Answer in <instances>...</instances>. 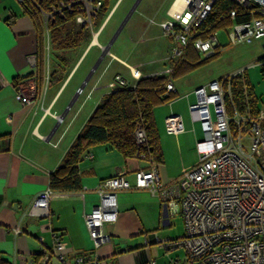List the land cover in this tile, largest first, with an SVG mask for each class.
I'll return each instance as SVG.
<instances>
[{"label": "crops", "instance_id": "crops-1", "mask_svg": "<svg viewBox=\"0 0 264 264\" xmlns=\"http://www.w3.org/2000/svg\"><path fill=\"white\" fill-rule=\"evenodd\" d=\"M112 1L114 0L107 1L106 10ZM122 1L115 0L108 12L111 14ZM135 2L137 0H129L126 11L130 6L132 8ZM186 2L187 0H138L135 9L123 20L122 27L130 18L137 15L134 24L139 23L137 29L140 30L141 38L150 32L152 35H161L164 39L172 41L163 34L160 25L175 17ZM37 18L17 0H0V259L6 264H29L38 255L36 238L42 237L43 244L50 248L53 244L52 233L59 232L66 242L68 264H72L77 256L83 255L98 258L100 264H145L150 259L153 260V264H166L171 260L182 262L185 257L184 251L177 249L166 252L158 244L161 239H177L183 236L185 230L180 211L170 214L164 204L147 189L136 188L135 172L141 170L150 173V166L146 161L124 157L108 144L96 145L82 155L77 164L79 189L53 191L49 200L50 217L39 218L29 214L33 200L48 186L50 174L60 165L64 154L93 109L111 92L110 89H103L104 87L92 86L90 91L94 93L92 98L94 101L89 111L83 114L82 121L63 139L55 138L60 123H64V118L60 122L57 121L52 129L51 127L57 120L56 117L65 112L60 115L61 107L70 98V102H76L79 95L84 93L78 86L85 73L77 77L76 74L85 52L75 62L67 59L62 63L61 59H58L59 61L56 59L55 70L49 72L50 69L46 66V45L49 46L50 42L46 43ZM105 23L104 21L101 26ZM39 31L45 55V79L53 72H57L60 79L48 87L44 83L42 92L36 96L33 105L22 108L16 91L34 78L33 69H36L40 48ZM91 44H98L97 37L92 38ZM172 44L174 45L173 41ZM172 44L170 43L171 48ZM111 54L130 67L132 82L126 80L130 84L139 77L156 75L168 67L167 65L159 69H150V72H141L115 54ZM34 55L35 64L32 67L28 59ZM56 57L60 58L58 54ZM168 57L162 60L166 62ZM186 74L176 79L172 78L175 98L154 107L153 110L162 153L158 173L164 185L176 181L197 164L196 162L190 166H170L167 154L178 152L185 146L196 150V142L203 139L200 124L191 122L187 110L188 104L194 102V97L184 96L212 80L204 84H191L189 91L181 96L182 89L178 81ZM40 96L41 106L38 105ZM61 98L64 105L59 104ZM170 112L182 118L184 132L180 135H169L164 130V118ZM195 127L198 128V135L194 134ZM177 139L181 142H177ZM88 154L91 158L87 157ZM121 172L124 173L130 187L116 192V220L102 225V232L108 239L95 250L85 227L84 216L99 203V197L95 192L97 185ZM16 230L20 232L16 234ZM159 252L165 253V256L159 258ZM53 264L58 263L54 261Z\"/></svg>", "mask_w": 264, "mask_h": 264}, {"label": "built area", "instance_id": "built-area-1", "mask_svg": "<svg viewBox=\"0 0 264 264\" xmlns=\"http://www.w3.org/2000/svg\"><path fill=\"white\" fill-rule=\"evenodd\" d=\"M17 1L26 3V0ZM40 1L28 0L27 3L39 19L47 44L49 23L66 13L75 12V24L90 30L93 38L104 27L102 25L98 32L92 31L102 7L101 0H58L47 10L40 7ZM230 1L247 19L235 22L237 10L229 12L232 22L226 28L229 42L250 43L264 38V0ZM215 2L187 0L175 17L160 25L163 34L174 43L166 59L168 67L158 73L168 76L166 94L175 93L169 77L173 72L172 64L183 60L189 46L203 59L221 50L216 31L205 37L200 36V28ZM28 60L34 67L35 55ZM33 70L34 78L16 91L22 108L32 106L35 100L36 69ZM235 75H243V70ZM235 75L212 81L184 96L194 97V102L188 104V114L191 122L200 124L203 132V139L196 142L198 159L192 169L176 181L164 185L158 173L159 164L150 157L146 158L143 153L136 152L134 155V158L146 161L150 166V173L141 170L135 172L136 188L147 189L170 214L181 213L185 230L183 236L161 239L158 244L166 252L181 249L185 257L182 262L171 260L166 264H264V109L259 110L255 117L241 115L236 109H233L232 116L228 114L225 97L230 98L231 79ZM129 85L124 78L115 75L108 88L113 91ZM56 119L61 121L60 117ZM164 130L169 135L182 134L184 126L181 116L172 112L166 115ZM134 138L138 150L145 146L146 136L142 128L136 129ZM87 157L91 158L89 154ZM129 187L121 172L101 181L95 188L99 203L84 216L85 227L95 250L108 239L102 232V225L116 220V192ZM52 194L49 186L41 191L33 200L29 214L39 218L50 217L49 200ZM19 232L15 231L16 234ZM52 238L50 248L43 244L42 237L36 238L38 255L29 264H53L54 261L68 264L62 234L54 232ZM72 264H100V261L96 257L83 255L77 256ZM145 264H153V260Z\"/></svg>", "mask_w": 264, "mask_h": 264}, {"label": "trees", "instance_id": "trees-1", "mask_svg": "<svg viewBox=\"0 0 264 264\" xmlns=\"http://www.w3.org/2000/svg\"><path fill=\"white\" fill-rule=\"evenodd\" d=\"M57 1L41 0L39 5L43 10H47L49 6ZM107 1L101 0L102 7L95 21L103 16ZM27 2L28 0L22 5L31 15L37 17ZM233 9L238 12L235 22L247 19V16L244 18L241 10L232 1L216 0L207 20L200 28V36L205 37L220 28L226 29L229 27L232 22L228 14ZM74 17L75 12L66 13L62 18L55 17L54 21L48 25L49 42L61 52L75 44L70 38L71 32L77 27L82 28L75 24ZM38 38L40 48L36 60V96L41 94L44 83L48 87L60 79V75L57 72L49 74L45 79V55L42 49L43 42L40 31ZM212 57L204 59V61H208ZM60 59L62 63L65 62V58ZM198 59L197 52L193 47L189 46L183 60L172 64L173 72L169 77L172 79L188 73L201 63L198 62ZM260 63H264V58L261 59ZM261 66L262 74H264V64H261ZM167 79L168 76L158 74L139 77L133 84L129 83V86L117 88L104 96L93 109L84 126L67 149L60 165L50 174L48 186L51 190L71 191L79 189L80 182L77 175V164L88 149L99 144H108L124 157L134 158L136 152L143 153L146 158L150 157L153 161L160 164L162 162V153L153 110L154 107L175 98V93L166 94L165 92ZM225 101L226 110L231 116L233 115V109H236L241 115L249 114L252 117L257 116L259 112L257 99L248 84L245 74L235 75L231 79L230 98L226 96ZM262 108H264V105H262ZM139 127L144 130L146 144L138 150L135 145L134 134ZM0 264L6 263L0 259Z\"/></svg>", "mask_w": 264, "mask_h": 264}, {"label": "rangeland", "instance_id": "rangeland-1", "mask_svg": "<svg viewBox=\"0 0 264 264\" xmlns=\"http://www.w3.org/2000/svg\"><path fill=\"white\" fill-rule=\"evenodd\" d=\"M114 1L110 3L109 8L105 10L103 16L93 24L92 31L97 32L101 24L104 21L106 22L97 36L98 44H91L93 36L90 30L77 27L71 32L70 38L75 42L72 47L61 52L50 43L46 51V66L50 69L49 72L55 70L57 66L56 59H72V62H75L82 53L85 52L76 74L77 77L85 73L78 87L88 78L81 89V92L84 90V93L79 95L77 101L73 102L69 108L68 105L70 104L71 98L65 105L64 102H62L63 98L59 101V104L64 105L60 109V115L68 109L63 120L64 123H60L56 131L55 138H59V140H61V138L63 139L72 131L73 127H76L82 121L83 114L85 115V113L89 111L94 101L92 100L94 93L90 91L92 86L104 87L103 89L108 90L109 88H106V85L115 75L121 76L125 80L130 81V83L132 82L130 67L114 58L111 53L123 59L128 64L133 65L141 72H150V69H159L168 65V63L162 59L171 54L172 46L170 43L172 44V41L164 39L161 35H152L150 32L145 37L141 38L140 30L137 29L139 23L136 25L134 24L137 15L130 18L127 24L120 29L108 53L101 56L102 47L108 45L131 10V6L127 11L125 9L129 0H123L119 3L120 5L118 4L119 7L110 14L108 11H110ZM107 17L108 19L106 21ZM226 31L227 30L223 28L216 31V37L221 46V50H219L217 55L208 61H204L202 56L197 53L199 58L198 62L201 63L179 79L178 84L182 89L180 95L183 96L186 94L191 84H204L211 80L215 81L231 77L243 70V74L247 76L248 84L257 99L259 110L264 109L262 108V105H264V74H262V66L260 65L261 59L264 58V38L250 43L239 42L231 44ZM57 54L60 58L56 57ZM38 105H42V96H40ZM56 123L57 120L54 122L51 129ZM194 134L198 135L197 127H195ZM191 136H193V134H191ZM179 141L180 140L177 139V142ZM197 159L196 150L187 146L181 147L178 152H170L167 154V160L170 166L194 165ZM158 256L161 258L165 256V253L159 252Z\"/></svg>", "mask_w": 264, "mask_h": 264}, {"label": "water", "instance_id": "water-1", "mask_svg": "<svg viewBox=\"0 0 264 264\" xmlns=\"http://www.w3.org/2000/svg\"><path fill=\"white\" fill-rule=\"evenodd\" d=\"M138 2V0H137ZM137 2H135V4L133 5V7L131 8V10L129 11L128 15L132 13V11L135 9V6L137 4ZM123 23L121 24V26L118 28V30L116 31V33L114 34L113 38L110 40V42L108 43L107 46H105L102 50V54L101 56H103L104 54L108 53L110 45L113 43L114 39L116 38L118 32L120 31L121 27H122ZM88 78H86V80L84 81V83L87 81ZM84 83L80 86V89H82V87L84 86ZM80 91V90H79ZM73 101V100H72ZM72 102H70V104L68 105V108L71 106ZM66 111L60 116V119L64 118Z\"/></svg>", "mask_w": 264, "mask_h": 264}]
</instances>
